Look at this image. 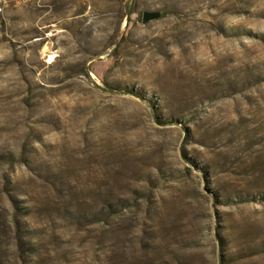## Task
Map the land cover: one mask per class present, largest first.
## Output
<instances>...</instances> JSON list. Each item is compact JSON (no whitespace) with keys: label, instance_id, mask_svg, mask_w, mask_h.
I'll return each instance as SVG.
<instances>
[{"label":"rangeland","instance_id":"rangeland-1","mask_svg":"<svg viewBox=\"0 0 264 264\" xmlns=\"http://www.w3.org/2000/svg\"><path fill=\"white\" fill-rule=\"evenodd\" d=\"M0 152L3 264H264V0H16Z\"/></svg>","mask_w":264,"mask_h":264},{"label":"trees","instance_id":"trees-1","mask_svg":"<svg viewBox=\"0 0 264 264\" xmlns=\"http://www.w3.org/2000/svg\"><path fill=\"white\" fill-rule=\"evenodd\" d=\"M11 160H16L14 153L10 152V155H6L0 152V162L7 163L11 162ZM66 174L69 176L70 173L68 172ZM2 176L4 181L8 182L9 184L12 183L7 174H3ZM42 180L43 183L38 182V184H36V186L34 185V188H32L33 190H37L39 192V198L35 199V202L37 203L35 209L38 212L47 215L59 212L61 214H70L72 217L75 215V213L79 212L78 209L82 203L84 196L83 192L85 190L83 187L71 185L69 183L66 184L62 177L55 179V181L46 178H42ZM60 184L65 185L60 187ZM30 186L32 187V185ZM7 191L9 192V189H7ZM1 209H5V207L0 205V242L2 241V234L13 239L15 238V235L16 238L20 240L21 227L19 219H15L12 222V220L2 213ZM0 264H3L1 255Z\"/></svg>","mask_w":264,"mask_h":264},{"label":"water","instance_id":"water-1","mask_svg":"<svg viewBox=\"0 0 264 264\" xmlns=\"http://www.w3.org/2000/svg\"><path fill=\"white\" fill-rule=\"evenodd\" d=\"M163 16V13L159 10H153V11H145L143 14V24H149L151 22L157 21L161 19Z\"/></svg>","mask_w":264,"mask_h":264},{"label":"built area","instance_id":"built-area-1","mask_svg":"<svg viewBox=\"0 0 264 264\" xmlns=\"http://www.w3.org/2000/svg\"><path fill=\"white\" fill-rule=\"evenodd\" d=\"M16 0H0V14H4L7 8Z\"/></svg>","mask_w":264,"mask_h":264}]
</instances>
